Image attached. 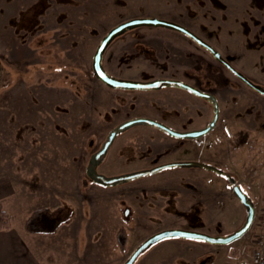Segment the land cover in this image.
I'll return each instance as SVG.
<instances>
[{
    "label": "rangeland",
    "instance_id": "obj_1",
    "mask_svg": "<svg viewBox=\"0 0 264 264\" xmlns=\"http://www.w3.org/2000/svg\"><path fill=\"white\" fill-rule=\"evenodd\" d=\"M133 17L179 23L264 87V0H0V199L12 215L9 230L36 263L123 264L163 229L217 236L244 222L229 179L210 170L169 167L114 185L90 175L93 153L132 111L181 128L202 127L212 117L210 104L187 90L112 88L94 76L99 41ZM102 65L114 77L139 81L167 75L193 82L187 73L200 77L206 69L200 87L217 93L219 117L198 140L143 124L129 127L95 162V174L111 177L202 158L229 174L256 205L249 229L230 243L167 238L133 264H250L264 207L249 189L255 183V192L264 193V94L188 36L163 26L116 36ZM155 98L162 106L146 102ZM42 207L51 216L46 226L61 222L51 233L28 232L26 217Z\"/></svg>",
    "mask_w": 264,
    "mask_h": 264
},
{
    "label": "water",
    "instance_id": "obj_2",
    "mask_svg": "<svg viewBox=\"0 0 264 264\" xmlns=\"http://www.w3.org/2000/svg\"><path fill=\"white\" fill-rule=\"evenodd\" d=\"M163 26L167 27L170 29L177 30L188 37L192 38L196 43L199 45L205 47L210 51V53L218 59L223 65H225L231 72H233L239 79H241L245 84H247L250 88L254 89L260 94H264V87H261L260 85L252 82L250 79H248L245 75H243L241 72L236 70L231 66V64L223 59L221 55L216 51L211 45H209L207 42H205L203 39H201L199 36L194 34L192 31L189 29L185 28L184 26L157 17H134L130 18L127 20H124L115 26H113L99 41L98 45L95 48V51L92 56V70L94 75L96 76L97 79H99L101 82L112 86V87H122V88H144V87H157L159 83L161 84H170V82H173L175 85L186 88L193 92L194 94L205 98L209 101H211L212 106H213V117L211 121L203 128L200 129H195L191 131H176L173 130L166 125L162 124L159 121L150 119V118H145V117H137L133 118L127 121L122 122L119 124L116 128H114L107 136L106 140L103 142L101 150L98 154H103L107 148L109 147L110 143L112 142L114 136L116 133L120 132L121 130L132 126L134 124H149L156 126L160 128L163 131H166L170 135L177 136V137H186V138H198L204 134H206L209 130H211L218 117V105L215 97L213 94L207 91H202L199 90L193 86H190L184 82H180L177 80H152L148 82H138L134 80H125V79H117L114 78L110 75H108L103 66H102V56L105 48L107 45L110 43V41L118 36L119 34L123 33L124 31L131 29L133 27L137 26ZM172 166H198L202 167L208 170H212L225 178L229 179V186L232 189L234 195L238 198L240 203L243 205L244 210H245V219L243 224L234 230L233 232L227 234V235H209L204 232H199L195 230H188V229H182V228H168V229H163L161 231H158L151 236H149L147 239H145L143 242H141L129 255V257L124 261L123 264H133L134 260L137 258V256L147 247H149L152 244H155L163 239L167 238H174V237H179V238H187V239H196V240H201L210 244H227L230 243L238 238H240L251 226L253 219H254V214H255V206L254 203L251 199V197L240 187L238 183H236L229 174L225 173L223 170L209 165L205 164L202 162H197V161H178V162H173V163H167L163 164L160 166H157L153 168V170H159L161 168H166V167H172ZM152 170V169H151ZM141 174V173H137ZM136 174H123L120 176H111V177H102V179L98 180L101 183L104 184H115L116 182H121L123 180L132 178Z\"/></svg>",
    "mask_w": 264,
    "mask_h": 264
},
{
    "label": "flooded vegetation",
    "instance_id": "obj_3",
    "mask_svg": "<svg viewBox=\"0 0 264 264\" xmlns=\"http://www.w3.org/2000/svg\"><path fill=\"white\" fill-rule=\"evenodd\" d=\"M134 18V17H133ZM130 19V18H129ZM127 20V19H126ZM170 21V20H169ZM173 22V21H172ZM175 23H177V22H175ZM179 24V23H178ZM144 26V25H143ZM137 27H140V26H137ZM133 28H136V27H133ZM129 30V29H128ZM127 31V30H126ZM125 32V31H124ZM122 34V33H121ZM120 35V34H119ZM187 36V35H186ZM116 38V37H115ZM190 38V37H189ZM114 39V38H113ZM112 39V40H113ZM190 39H192V38H190ZM202 39V38H201ZM111 40V41H112ZM193 40V39H192ZM110 41V42H111ZM194 41V40H193ZM205 41V40H204ZM206 42V41H205ZM110 44V43H109ZM108 44V45H109ZM198 44V43H197ZM107 45V46H108ZM199 45V44H198ZM201 46V45H200ZM201 47H203V46H201ZM203 48H205V47H203ZM106 49V48H105ZM206 49V48H205ZM209 53H210V51L208 50V49H206ZM105 51V50H104ZM104 53V52H103ZM219 53V52H218ZM211 54V53H210ZM220 54V53H219ZM212 55V54H211ZM93 56V55H92ZM213 56V55H212ZM222 57V56H221ZM102 58H103V56H102ZM213 58H215L214 56H213ZM223 58V57H222ZM216 59V58H215ZM223 59H225V58H223ZM216 60H218V59H216ZM226 60V59H225ZM219 61V60H218ZM226 61H228V60H226ZM220 62V61H219ZM229 62V61H228ZM221 63V62H220ZM230 63V62H229ZM222 64V63H221ZM91 65H92V62H91ZM223 65V64H222ZM103 66V65H102ZM225 66V65H224ZM232 66V65H231ZM226 67V66H225ZM104 68V67H103ZM227 68V67H226ZM104 70H105V68H104ZM93 71V70H92ZM105 72L108 74V75H110V76H112V77H114L113 75H111L110 73H108L106 70H105ZM207 73V71H206V69H204L202 72H201V74H200V72H199V74L200 75H202L203 76V74H206ZM233 73V72H232ZM94 74V73H93ZM189 76H190V78L193 80V82H184V81H182V80H180V79H177V78H172L173 76H157V77H169V78H152V79H149V80H147V81H139V80H134V81H138V82H141V83H144V82H148V81H152V80H177V81H180V82H184V83H186V84H188V85H190V86H193V87H195V88H197V89H199V90H202V91H205L206 89H202L200 86V84H201V79H200V77H202V76H200V77H198V75H196V74H191V73H187ZM208 74V73H207ZM234 74V73H233ZM243 74V73H242ZM235 75V74H234ZM244 75V74H243ZM95 76V75H94ZM236 76V75H235ZM96 77V76H95ZM237 77V76H236ZM247 77V76H246ZM114 78H117V77H114ZM248 78V77H247ZM117 79H123V78H117ZM184 79V78H183ZM249 79V78H248ZM99 80V79H98ZM125 80H133V79H125ZM241 80V79H240ZM251 80V79H250ZM100 81V80H99ZM242 81V80H241ZM252 81V80H251ZM101 82V81H100ZM253 82V81H252ZM103 83V82H102ZM255 83V82H254ZM105 84V83H104ZM107 85V84H106ZM247 85V84H246ZM107 86H109V85H107ZM167 86H175V87H177V88H181V89H183V90H187L188 92H190V93H192V94H194L193 92H191L190 90H188V89H186V88H182V87H179V86H177V85H175L173 82H170V84H161V83H159L158 84V86L157 87H144V88H131V89H128V88H122V87H112V86H109V87H112V88H121V89H126V90H133V89H139V90H144V91H147V90H156V89H159V88H164V87H167ZM160 92H164V91H162V90H160ZM207 92H210L211 94H213V96L215 97V99H216V101H217V105H218V97H217V93L215 92V91H212V90H209V91H207ZM157 94H160V93H157ZM196 95V94H195ZM153 96V95H152ZM158 96V95H157ZM196 96H198V95H196ZM200 97V96H199ZM200 98H202V97H200ZM202 99H204L206 102H208L209 104H210V106H211V110H212V117H213V106H212V103H211V101H209V100H207V99H205V98H202ZM129 101H131V100H129ZM151 101L154 103V104H152L151 103ZM159 101H160V99H153V100H149V99H147L146 100V102H149V104L151 105V106H162L160 103H159ZM144 102V101H143ZM141 105V104H140ZM166 104H165V101L163 102V106H165ZM155 106V107H156ZM133 112H135V111H132V112H130V113H128L126 116H124V117H122L123 119L120 121V122H118L117 124H115L113 127H111V129L108 131V133H107V136H108V134L114 129V128H116L119 124H121L122 122H124V121H127V120H130V119H133V118H137V117H145V118H150V119H153V120H156V121H159V122H161L162 124H164V125H166L167 127H169V128H171V129H173V130H176V131H181V132H185V131H191V130H195V129H200V128H203V127H205L210 121H211V119H212V117H211V119H210V121L206 124V125H204V126H202V127H195V128H181V127H177V126H175V125H173V124H168V123H166L164 120V118H158V117H153V116H150V115H147V114H142V113H139V114H132ZM137 112V111H136ZM218 117H219V108H218ZM218 117H217V119H218ZM164 122V123H163ZM216 123H217V120H216V122H215V125H216ZM140 124H143V123H140ZM140 124H134V125H132V126H136V125H140ZM143 125H146V126H150V127H152V128H155V130L157 131V130H159V131H157V132H161L160 134H162V133H164V134H167V135H170L169 133H167L166 131H163V130H161L160 128H158V127H156V126H153V125H149V124H143ZM215 125H214V127L211 129V130H213L214 128H215ZM132 126H129V127H132ZM129 127H127V128H129ZM127 128H125V129H127ZM125 129H123V130H125ZM123 130H121L120 132H122ZM211 130H209L206 134H204V135H202V136H205V135H207L209 132H211ZM120 132H118V133H116V135L115 136H117ZM107 136H106V138H107ZM114 136V137H115ZM170 136H173V135H170ZM202 136H200V137H202ZM174 137H177V136H174ZM200 137H198V138H186V137H177V138H185V139H199ZM114 139V138H113ZM113 141V140H112ZM102 144H103V142L101 143V146H100V148L96 151V152H94L93 153V155H92V157H91V159H90V164H89V173H90V175L92 176V178L94 179V180H96V181H98V180H100V179H102V177H104V175H102V174H95L92 170H91V168L94 166V164H95V162H97L98 161V159H100V158H102V157H104V155H105V153H106V151L103 153V154H100L99 156H98V154H99V152H100V150H101V147H102ZM111 144V143H110ZM108 149V148H107ZM154 161H156V158H154L153 159ZM187 161H197V162H202V161H199V160H195V159H189V160H187ZM176 162H178V161H176ZM202 163H204V162H202ZM165 164H167V163H165ZM161 165H163V164H161ZM209 165H212V164H209ZM157 166H160V165H157V164H155V165H153L152 166V168H150V169H146V170H143V171H139V172H136V173H134V172H132V174L134 173V174H136L135 176H133L132 178H129V179H126V180H123V181H121V182H116V183H123V182H127V181H131V180H134V179H136L137 177H142L143 175H149V173L150 172H160V171H162L163 169H165V168H161V169H159V170H153V168H155V167H157ZM212 166H215V167H217L218 168V166L217 165H215V164H213ZM172 167H176V166H172ZM188 167H198V166H188ZM166 168H169V167H166ZM199 168H202V167H199ZM152 169V170H151ZM203 169H205V168H203ZM206 170H208V169H206ZM210 171H212V170H210ZM214 172V171H213ZM137 173H141V174H137ZM216 173V172H215ZM124 174H131V173H124ZM218 174V173H217ZM120 175H123V173L122 174H120ZM120 175H116V176H120ZM220 175V174H219ZM220 176H222V175H220ZM108 185H114V184H108ZM231 191H232V189H231ZM232 193H233V191H232ZM234 194V193H233ZM173 228H175V227H173ZM183 229V228H182ZM188 230H192V229H188ZM196 231V230H195ZM174 238H179V237H174ZM182 239H187V238H182ZM192 240H196V239H192ZM201 241V240H200ZM207 243V242H206ZM138 257V256H137Z\"/></svg>",
    "mask_w": 264,
    "mask_h": 264
},
{
    "label": "crops",
    "instance_id": "obj_4",
    "mask_svg": "<svg viewBox=\"0 0 264 264\" xmlns=\"http://www.w3.org/2000/svg\"><path fill=\"white\" fill-rule=\"evenodd\" d=\"M198 159L199 158H195V160H198ZM199 160H203V159L200 158ZM252 185L254 186V188L251 187L249 189H251V191L253 192L252 197L256 198V200L254 201L259 202V199H260L262 202L264 200V193L262 194L258 190L255 192L256 184L253 183ZM258 229H259V222H257V226H256V229H254V232H257ZM11 232L12 231L10 230L0 231V264H54L52 261H46L45 263L43 262L41 263L39 261V263H36L32 260L31 255H29V258L27 259L25 256V252H26L25 242L17 241L16 237ZM256 235L257 233L254 234L255 237ZM71 264H74V263H71Z\"/></svg>",
    "mask_w": 264,
    "mask_h": 264
},
{
    "label": "trees",
    "instance_id": "obj_5",
    "mask_svg": "<svg viewBox=\"0 0 264 264\" xmlns=\"http://www.w3.org/2000/svg\"><path fill=\"white\" fill-rule=\"evenodd\" d=\"M46 216L51 217L47 207L32 210L25 219L24 228L30 233H51L55 231L61 221L57 219L53 226L48 227L44 222ZM11 227L12 215L6 211L4 202L0 199V231L9 230Z\"/></svg>",
    "mask_w": 264,
    "mask_h": 264
},
{
    "label": "built area",
    "instance_id": "obj_6",
    "mask_svg": "<svg viewBox=\"0 0 264 264\" xmlns=\"http://www.w3.org/2000/svg\"><path fill=\"white\" fill-rule=\"evenodd\" d=\"M259 234L254 240L250 264H264V207L261 210V219L259 221Z\"/></svg>",
    "mask_w": 264,
    "mask_h": 264
}]
</instances>
